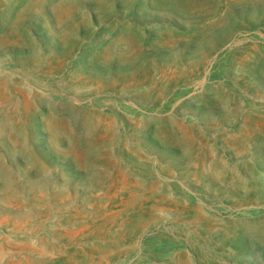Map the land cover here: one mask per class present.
I'll use <instances>...</instances> for the list:
<instances>
[{
  "label": "rangeland",
  "instance_id": "374dc122",
  "mask_svg": "<svg viewBox=\"0 0 264 264\" xmlns=\"http://www.w3.org/2000/svg\"><path fill=\"white\" fill-rule=\"evenodd\" d=\"M0 264H264V0H0Z\"/></svg>",
  "mask_w": 264,
  "mask_h": 264
},
{
  "label": "bare ground",
  "instance_id": "6f19581e",
  "mask_svg": "<svg viewBox=\"0 0 264 264\" xmlns=\"http://www.w3.org/2000/svg\"><path fill=\"white\" fill-rule=\"evenodd\" d=\"M2 255H0V257H1Z\"/></svg>",
  "mask_w": 264,
  "mask_h": 264
}]
</instances>
